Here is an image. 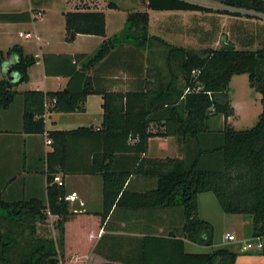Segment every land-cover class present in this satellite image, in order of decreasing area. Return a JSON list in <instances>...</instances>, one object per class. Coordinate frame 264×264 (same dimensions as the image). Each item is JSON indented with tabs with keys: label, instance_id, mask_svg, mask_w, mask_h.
Here are the masks:
<instances>
[{
	"label": "trees",
	"instance_id": "trees-1",
	"mask_svg": "<svg viewBox=\"0 0 264 264\" xmlns=\"http://www.w3.org/2000/svg\"><path fill=\"white\" fill-rule=\"evenodd\" d=\"M220 2L225 6L221 13L264 15V0ZM142 4L153 10L206 9L188 0H142ZM108 5L114 7L113 2ZM25 13L0 12V21H16ZM63 16L66 41H73L77 34L103 39L92 54L67 55L72 67L64 89L20 92L23 131L46 133L52 150L46 154L45 201L35 197L7 201L0 193V264H84L83 256L70 260L65 254L66 240L76 233L74 218L78 215L70 211L63 185L53 180L58 171H72L67 166L69 144L80 138L95 142L90 168L80 171L102 176V210L94 213L99 217V228L115 206L133 210L179 208L181 212L179 228L159 235L146 233L135 245L133 256L110 258L102 264H235L238 252L231 248L187 252L184 240L213 243L212 223L198 214L197 196L206 191L214 194L224 213L249 215L253 236L264 234V43L238 48L222 38L219 47L173 45L149 34L146 10L128 11L123 27L109 36L101 10H68ZM123 43L136 49L150 50L154 43L166 48L160 51L165 73H158L152 86L112 91L88 74ZM9 57L15 58L10 68L18 79L0 73V109L11 104L19 93L18 85L28 80V68L36 61L19 44L0 50V63ZM240 73H247L249 85L260 93L262 107L255 124L245 129H235L227 121L234 112L229 82ZM93 93L103 99L99 128L45 130V99L54 98L48 112L83 111L87 95ZM216 115L222 116V126L212 128L209 120ZM154 136H173L182 156H144L148 139ZM133 175L154 178V187L130 190L127 183ZM49 215L56 216V238L37 233L39 223Z\"/></svg>",
	"mask_w": 264,
	"mask_h": 264
},
{
	"label": "crops",
	"instance_id": "crops-1",
	"mask_svg": "<svg viewBox=\"0 0 264 264\" xmlns=\"http://www.w3.org/2000/svg\"><path fill=\"white\" fill-rule=\"evenodd\" d=\"M40 1L33 0L35 5L30 3L26 4L25 7L0 10V12H26L16 21H0V50L6 51L10 46L19 44L26 53L36 57L35 63L28 68V80L18 85L19 93L14 97L11 104L7 108L0 109V193L7 201L33 197L46 200V154L52 150V145L46 143V133H26L23 131V97L20 92L28 89L43 91L64 89L69 80L67 74L72 67L67 55L92 54L103 39L99 35L77 34L73 41H66L64 39L63 13L68 10H101L105 13L106 36L122 28L119 27L117 31H108L107 10L120 11L115 2L113 3L114 7H109L107 4V6L96 8L95 6L88 7L86 4L84 7L78 6L73 9L68 3L66 4L67 0H54L61 11L58 19L53 22L46 16V10L40 6ZM35 7L38 9L37 11L34 10ZM147 11L149 13V34H153L150 32V28L153 26L151 16L153 9ZM154 11H157L156 17L165 13L194 12L190 10ZM127 12H122L124 20ZM156 29L168 32L167 28H164V24L157 25ZM19 32H31L32 37L19 35ZM54 36H56L58 46L61 48L48 49V40ZM79 39L88 43L84 46L78 45ZM205 41L208 42V39L206 38ZM207 47L212 46L201 47L200 49ZM159 53L149 61L146 58L147 49H136L129 43H123L122 46L113 50L107 58L91 68L88 74L95 78L98 85L112 91L125 92L149 87L152 86L153 78L158 73H165L164 59ZM12 58H6L0 63L1 74H5L8 62L12 61ZM12 75L15 78L16 75L13 73ZM102 101L100 94L93 93L87 95L83 111H47L44 115L45 130H67L80 126L90 127L93 130L99 128L103 115ZM230 117H228L229 123H231ZM166 142H169L170 145ZM177 143L173 136L150 137L144 156L157 158L182 156ZM91 148L95 149L94 141L91 144V141H86L84 138L72 140L69 144L67 159V166L72 171L68 173L58 171L56 173L63 182L65 194L73 192L76 194L73 200H67L70 211L74 215H78L74 218L76 233L70 240L66 238L65 254L69 256L70 260L83 256L85 258L84 264H102L110 258L131 257L135 245H138L139 238L144 234L159 235L179 228L181 224L179 208L133 210L117 206L113 207L103 226L99 228V217L94 213L102 210V176L98 173L80 171L90 168ZM154 185L155 179L145 175H133L127 183L129 189L135 191H144L154 187ZM201 195L199 193L197 196L198 214L201 218L212 222V219L201 213V200L205 204L206 202L211 203L212 200L208 195ZM49 216L56 219L55 215ZM224 219L237 221L238 224L244 222L250 224L248 235L243 236L244 239H240L241 241L253 237L249 215L226 214ZM228 232L232 233L226 231V233ZM261 237L264 242V234ZM188 244L189 241L185 239V251L194 252L187 250V247L192 248L190 244L187 246ZM231 249L238 252L239 247ZM253 252L263 253L261 262H256L254 258H248V261L264 264V247L261 251H251V253ZM114 262L121 264L119 261Z\"/></svg>",
	"mask_w": 264,
	"mask_h": 264
},
{
	"label": "rangeland",
	"instance_id": "rangeland-1",
	"mask_svg": "<svg viewBox=\"0 0 264 264\" xmlns=\"http://www.w3.org/2000/svg\"><path fill=\"white\" fill-rule=\"evenodd\" d=\"M204 6L205 10H193L194 12L165 13L155 16L157 11H152L153 26L150 32L158 34L168 43L173 45H182L190 48L200 49L201 47L212 46L219 47L222 44V38L227 39L238 48H255L264 43V15L260 16H235L227 13H221L219 10L225 8L220 0H191ZM109 2H115L120 11L107 10L108 31H117L123 27L124 17L122 12L131 10H148L142 0H67L71 8L88 4V7L107 6ZM35 3L33 0H0V10L17 7H25L26 4ZM61 3L59 2V5ZM92 4V5H91ZM91 5V6H90ZM40 6L46 10V16L51 21H56L60 16V7L54 0H41ZM69 6V7H70ZM68 9V7H66ZM37 11L38 9H34ZM231 10H234L231 8ZM164 24L168 30L159 31L157 25ZM156 26V27H154ZM155 28V29H154ZM23 31V30H22ZM208 42H204L205 39ZM57 43V44H54ZM88 42L82 39L78 40V45H86ZM48 49L61 48L58 46L56 36L48 40ZM166 48L154 43L150 50H147L146 58L150 61L156 57V54ZM160 54V53H159ZM181 81V80H180ZM230 103L234 112L230 117V122L235 129H245L253 126L261 112L260 93L249 85L247 73L234 74L229 82ZM228 121V119H227ZM210 127L222 126V116L216 115L209 120ZM167 143V142H166ZM170 145V143H167ZM178 144V143H177ZM181 152V151H180ZM201 196L208 195L211 203H203L201 200V213L209 219H212L213 225V243L211 245H201L189 241L191 249L194 252H209L215 248L229 247L237 249L243 236L248 235L250 224L237 221H226V213L220 208L214 194L210 191L201 192ZM202 198V197H201ZM55 219L48 216L46 221L39 223L37 233L44 236L56 238L58 231L53 226ZM237 222V223H235ZM226 231L232 232L236 236L235 241H229L225 238ZM189 244L187 246H189ZM236 264H256L262 260V252H241L238 250ZM248 258H254L249 262ZM261 262V261H260ZM85 263V261H84ZM260 264V263H259Z\"/></svg>",
	"mask_w": 264,
	"mask_h": 264
},
{
	"label": "built area",
	"instance_id": "built-area-1",
	"mask_svg": "<svg viewBox=\"0 0 264 264\" xmlns=\"http://www.w3.org/2000/svg\"><path fill=\"white\" fill-rule=\"evenodd\" d=\"M188 1H191V0H188ZM19 35H23L25 37H32V33L31 32H26V33H23V32H19ZM4 61V60H3ZM15 62V58L13 57L12 58V61H9L8 62V65H7V69L10 67V65ZM15 74V78H12L13 80H17L18 79V74L16 72H12L11 71V74ZM54 102V98H47L45 99L44 101V107H45V113L44 115L47 113V108L50 104H52ZM46 143H51V139L50 138H46ZM53 180L54 182H56L58 185H61L63 184L60 176L58 174H55L54 177H53ZM75 193H71V194H65L64 196V199L66 200H73L75 198ZM225 238L229 241H235L236 240V236L233 234V233H226L225 234ZM239 250L241 252H251V251H256V250H259L261 251L264 247V242H263V238L261 237V235H256V236H253L252 238H249L245 241H240L239 242Z\"/></svg>",
	"mask_w": 264,
	"mask_h": 264
},
{
	"label": "water",
	"instance_id": "water-1",
	"mask_svg": "<svg viewBox=\"0 0 264 264\" xmlns=\"http://www.w3.org/2000/svg\"><path fill=\"white\" fill-rule=\"evenodd\" d=\"M5 74H6V76H7L8 78H10V79L13 78V75L11 74V68H10V67L6 70Z\"/></svg>",
	"mask_w": 264,
	"mask_h": 264
}]
</instances>
